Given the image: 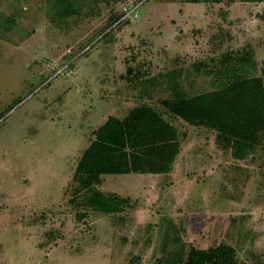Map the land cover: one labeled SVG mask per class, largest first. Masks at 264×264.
Here are the masks:
<instances>
[{
	"label": "rangeland",
	"instance_id": "rangeland-1",
	"mask_svg": "<svg viewBox=\"0 0 264 264\" xmlns=\"http://www.w3.org/2000/svg\"><path fill=\"white\" fill-rule=\"evenodd\" d=\"M69 1L78 13L60 21L59 0H0V264H175L223 244L264 264V149L235 160L215 132L181 119H171L182 140L173 172L99 186L129 200L122 212L72 201L77 164L107 118L144 103L170 119L159 104L167 72L182 70L189 96L208 93L223 56L248 48L250 77L264 78V1ZM135 7L138 18L117 24ZM126 63L160 82L150 100L136 91L116 102Z\"/></svg>",
	"mask_w": 264,
	"mask_h": 264
},
{
	"label": "trees",
	"instance_id": "trees-1",
	"mask_svg": "<svg viewBox=\"0 0 264 264\" xmlns=\"http://www.w3.org/2000/svg\"><path fill=\"white\" fill-rule=\"evenodd\" d=\"M59 1L62 6L58 16L60 21L78 13L71 1ZM244 1L260 3L264 0ZM186 2L221 3L222 0ZM126 64L123 78L133 89H139L140 98L150 100L160 82L142 80L133 67ZM220 64L222 68L216 73L213 70L207 72L218 77L212 84L213 91L195 96H189L183 88L182 70L164 74L161 80L164 84L159 89L166 91L168 97L159 100V104L170 119L144 103L131 109L124 119L110 116L94 132L77 164L72 200L76 207L103 214L120 213L129 200L100 191L103 176L170 173L182 151L180 131L171 119H181L188 126L215 132L216 143L230 150L238 161L253 157L258 148L264 149V78L250 77L256 69L254 52L248 48L240 54L231 52L223 56ZM202 66L199 63L194 70L198 73ZM139 79L141 82L137 83ZM175 264L242 263L236 249L223 244L207 250L191 247L186 259Z\"/></svg>",
	"mask_w": 264,
	"mask_h": 264
},
{
	"label": "crops",
	"instance_id": "crops-1",
	"mask_svg": "<svg viewBox=\"0 0 264 264\" xmlns=\"http://www.w3.org/2000/svg\"><path fill=\"white\" fill-rule=\"evenodd\" d=\"M187 4H190V3H187ZM191 4H194V3H191ZM197 4H199V3H197ZM207 4H210V3H205V5H207ZM231 12H232V10H231ZM233 13V12H232ZM179 14L181 15V16H183L184 17V14L182 15V11H180L179 10ZM187 14V16H185L187 19H191L192 17H194L195 16V14H197V13H194V12H187L186 13ZM186 18H183V21H185L184 19H186ZM201 18H203V19H205V18H210V17H208V16H206V14H203V16L201 17ZM200 18V19H201ZM187 22V21H186ZM210 28H211V26H210ZM206 29V28H205ZM208 29V28H207ZM209 30V29H208ZM204 33V32H203ZM203 33H201V35L203 36ZM180 46V45H179ZM183 46V45H182ZM127 65V64H126ZM124 76V75H123ZM123 76H122V81H126L124 78H123ZM126 86H125V84L123 85L122 83H121V81L117 84V92H118V94L116 95L117 96V98L119 99L118 101H116V102H118L119 104L121 103V105H124L125 103H128L127 102V100L129 99V100H131L132 98L131 97H133L134 95H135V93H136V91H139V90H135V89H133L131 86H130V84H128L127 83V81H126ZM120 105V106H121ZM120 106H119V109H121L120 108ZM115 117H117V118H120V119H124L126 116H124V117H122V115H114ZM107 120H108V118H107ZM106 120V121H107ZM90 145V144H89ZM88 145V146H89ZM88 148V147H87ZM86 148V149H87ZM181 154V153H180ZM180 156V155H179ZM179 156H178V158H179ZM178 158L176 159V161H175V164L177 163V161H178ZM175 164H174V167H175ZM174 167H173V170L171 171V172H173L174 171ZM170 172V173H171ZM169 174V173H168ZM130 175H141L142 177H140L142 180H144V181H146V177H144V176H149V178H150V180L152 179V178H154V177H159L160 175H165V174H130ZM115 176H126V175H107V176H103V184H104V180H106V178H108V177H115ZM135 178H139V176H137V177H135ZM134 178V179H135ZM111 193H114V192H111ZM114 194H117V193H114ZM117 195H119V194H117Z\"/></svg>",
	"mask_w": 264,
	"mask_h": 264
},
{
	"label": "built area",
	"instance_id": "built-area-1",
	"mask_svg": "<svg viewBox=\"0 0 264 264\" xmlns=\"http://www.w3.org/2000/svg\"><path fill=\"white\" fill-rule=\"evenodd\" d=\"M138 12H137V8H125L122 17L120 18V20L117 22V24L123 23V22H128V21H132L136 18H138ZM89 48L85 49V52L88 51Z\"/></svg>",
	"mask_w": 264,
	"mask_h": 264
}]
</instances>
